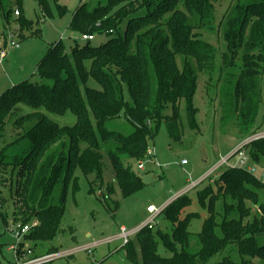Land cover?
Wrapping results in <instances>:
<instances>
[{
	"label": "trees",
	"instance_id": "1",
	"mask_svg": "<svg viewBox=\"0 0 264 264\" xmlns=\"http://www.w3.org/2000/svg\"><path fill=\"white\" fill-rule=\"evenodd\" d=\"M35 1L42 13L51 15L47 0ZM220 1L107 0L105 5L93 10L82 3L72 15L69 30L81 36H92V39L96 35L110 38L98 46L86 41L70 50L65 49L62 42L51 45L34 74L48 83L24 80L0 95V134L6 118L15 113L17 105H25L30 110L15 120L20 133L0 152L2 171L1 165H7L3 158L8 148L24 139L29 143L28 152L20 159L16 155L9 156L14 161L13 166L18 168L13 196L14 222L16 225L37 222L24 236L26 240L47 242L57 235L64 206L52 205L51 195L59 183L65 191L67 184L74 181L73 174L77 170L85 177H94L89 181L90 190L94 184H103L104 174L109 171H112L111 183L117 186L122 198L143 188L141 176L126 162L146 159L167 106L171 107L173 115L165 119L166 129L170 136L173 133L179 137V102L185 100L188 111L193 113L190 102L198 73L213 71L215 51L201 40L204 32L217 30L223 37L225 66L232 65L236 59L242 64L231 94L235 101L233 116L241 136L254 135L260 64L264 61V0L238 2L227 20L215 29L214 5ZM8 2L0 0V18L4 22L0 49L7 46L5 31L8 28L17 31L18 39L22 40L24 29H31V24L17 9L19 0H15L13 7ZM15 11L19 16L10 22ZM59 11L65 12L61 7ZM248 26L250 39L244 44ZM177 57H180V66ZM91 81L99 87H91ZM125 92L129 93V100L124 98ZM67 112L75 117L72 127L59 126L47 116ZM120 116L133 128L128 136L107 131L105 127L107 121ZM244 149L257 162L264 156V140L249 143ZM237 175H241L240 179ZM111 183L106 187V195H102L104 201L114 194ZM252 186L264 188V184L241 168H229L219 175L214 188L199 195L201 201L209 197L212 206L208 211L210 217L203 220L202 232L195 235L201 246L197 254L189 256L185 251L191 233L187 231L190 218L182 222L177 217L186 204L182 195L161 213L174 225L168 240L163 239L165 235L143 228L124 246L127 258L140 264H207L230 244L235 245L239 261L232 262L224 256L216 264H264V244L261 243L264 241V204L258 202V194L249 190ZM237 193L241 194L240 199ZM248 195H254L255 200ZM224 196H230L238 205L235 209L226 206V215L219 220L213 202ZM245 201L256 202L261 216L251 213V206H245ZM225 232L235 236L231 243L225 238ZM159 245L164 252L162 255L158 253Z\"/></svg>",
	"mask_w": 264,
	"mask_h": 264
},
{
	"label": "rangeland",
	"instance_id": "2",
	"mask_svg": "<svg viewBox=\"0 0 264 264\" xmlns=\"http://www.w3.org/2000/svg\"><path fill=\"white\" fill-rule=\"evenodd\" d=\"M47 1L51 7L50 16L38 9L35 0H19L20 6L17 9L22 18L31 24V29H24L25 37L24 40L19 39V49L7 48L5 50L6 59L0 62V95L24 80L48 83L46 79L34 75L40 59L47 54L51 45L58 42L64 43L67 50L76 45L86 44V41L81 40V35L69 30L72 15L82 3L87 9L93 10L98 5H105L107 0ZM242 1L221 0L216 3L214 5V28L218 29L230 16L236 4ZM9 2L10 7H13L15 0H9ZM60 7L65 11L64 13L59 11ZM126 10L128 11V9ZM15 18L11 14L10 22ZM3 25L4 22L0 18V42L3 37ZM109 38L105 35H96L89 43L91 46H98ZM249 39L250 27L248 26L243 36V43L247 44ZM201 40L215 51L213 71L211 74L198 73L196 88L190 102L193 113L188 111L189 105L185 100L179 102L177 111L181 125L179 137L176 138L177 134L173 133L170 136L166 129L165 119L173 115L171 107L167 106L162 112L164 119L160 122L158 131L149 145L152 155H146V159L141 163L139 160L126 162L134 173L141 176L143 188L122 198L117 186L111 183L112 171L104 174L103 184L92 185V190L89 189V181H92L94 177H85L79 170L75 171L73 179L76 186L72 180L63 191L62 185L59 183L51 195L52 205L63 204L64 206L59 232L47 242L34 243L22 238L20 247L23 250L30 249L31 254L29 257L21 258V253V261L50 253L78 250L68 257L46 264H140V262H131L127 258V248L123 247L122 242L117 239L119 229L123 228L127 232L141 229L148 218L146 211L148 206H154L157 209L164 208L166 200L177 195L179 197L184 195L183 199L186 201V204L178 212V220L185 222L190 218L187 231L191 233V236L185 251L189 256L195 255L201 248L199 239L197 240L195 235L202 232L203 220L210 217L208 211L212 206L209 197L203 198L201 201L199 195L205 190L215 187L219 175L225 170H229L226 164L235 165L236 155L234 154L237 150L244 151L246 164L236 168H241L264 184V156H260L255 162L250 158L248 151L244 149V146L249 143L264 140V137L258 138L259 134L264 133V61L260 64L259 106L252 131L254 135L241 136L237 128V121L233 116L235 101L231 94L239 78L242 64L239 59H236L232 65H224L222 56L226 50V43L223 37L217 34V30L202 33ZM179 60L180 57H177L180 66ZM90 86L99 87L92 81ZM124 98L129 100L128 92L124 93ZM28 112L30 110L25 105L19 104L16 106L15 113L6 118L4 130L0 134V152L20 133L14 125L15 120ZM47 116L59 126L72 127L75 124V117L70 112L64 115L47 114ZM91 120L93 131L96 132V124L92 117ZM105 127L107 131L118 132L125 136L133 132L132 126L123 116L107 121ZM65 143L68 145L67 140ZM67 145L64 149L65 154L68 152ZM28 150L27 140L19 141L15 146L8 148L5 153L3 163L7 165H1L3 170H0V264L15 263L9 247L16 243L12 232L16 225L13 196L18 168L13 166L14 161L9 156L16 155L20 159L26 155ZM231 156L233 157L228 163H223L224 159ZM139 164H142V170L137 169ZM239 177L241 175H237V178ZM246 181L249 180L246 178ZM109 183L113 184L114 194L104 201L102 195H106V187ZM192 184L196 185L193 189H191ZM257 187L252 186V189L249 190L258 194V202L264 204V188ZM237 194L240 199L241 194ZM248 198L255 200L254 195H248ZM244 204L251 206L250 212H256L261 216L262 212L256 202L252 204L245 201ZM237 205L230 196H224L213 202V208L217 213L216 217H220L219 220L225 217L226 206H234L235 209ZM229 210L232 212L233 209ZM232 215L235 216V213ZM235 219L237 218L235 217ZM155 223V227L149 230L162 236L165 235L163 239L167 241L174 225L167 221L162 214ZM245 229L247 230V228ZM237 231L239 230L237 229ZM225 234V238L230 243L231 239H235V236L230 232H225ZM263 242L261 243L264 244ZM93 243H96L97 246L92 248L91 254L80 250ZM234 248L235 245L229 244L219 254L214 255L207 264H216L224 256L232 262H238L239 257ZM158 253L164 254L160 245Z\"/></svg>",
	"mask_w": 264,
	"mask_h": 264
},
{
	"label": "built area",
	"instance_id": "3",
	"mask_svg": "<svg viewBox=\"0 0 264 264\" xmlns=\"http://www.w3.org/2000/svg\"><path fill=\"white\" fill-rule=\"evenodd\" d=\"M14 15H15V17L19 16L18 11H15ZM5 36H6L7 46H6L5 49H0V62L6 56L5 50L7 48H18V46H19V44H18L19 43V39H18V32L17 31L15 32V30L8 28L5 31ZM81 40L90 41V40H92V36L82 35L81 36ZM259 137L260 138L264 137V133L259 134L258 138ZM243 152H244L243 150H241V151L237 150L236 154H234V155H236L235 165L226 164L227 167L231 168V169H234L236 167L245 166L246 157L244 156ZM150 155H152V152H150L149 149H148L147 156H150ZM233 156L228 157L227 159H224L223 163H228L229 160ZM137 169L138 170H142L143 169L142 164H139ZM195 186H196L195 184H192L191 189H193ZM164 208L157 209L154 206H148L147 209H146L147 214H148V218H147L144 226L141 229H143V228L152 229L153 227H155V225H156L155 222H156L157 218L161 215V213H162ZM36 225H37V222L35 220H33V221H31V222H29V223H27L25 225H22V224L15 225V229H14V231L12 233H13V237H14L16 243H15V245H11L9 247V250L13 253V257H14V261H15L14 264H46V263H48L50 261H53V260H58V259H62V258L68 257V256L74 254L76 251H78V250H74V251H67V252H64V253H50V254H47V255H44V256H40V257H36V258H28L27 260L21 261V258L23 256L29 257V255L31 254L30 249L23 250L20 247V246H22L21 240ZM141 229H137L135 231L127 232L123 228H120L119 229V233L117 235V239L122 242V245L124 247L129 242L130 238L135 236ZM96 246H97V244L93 243V244H91V245H89L87 247H84V248L80 249V250L87 252V254H91L92 248H94ZM21 253H22V256L20 258Z\"/></svg>",
	"mask_w": 264,
	"mask_h": 264
},
{
	"label": "crops",
	"instance_id": "4",
	"mask_svg": "<svg viewBox=\"0 0 264 264\" xmlns=\"http://www.w3.org/2000/svg\"><path fill=\"white\" fill-rule=\"evenodd\" d=\"M19 48H20V47L18 46V48H15V49H19ZM4 59H6V56H5L2 60H4ZM41 59H42V58H41ZM41 59H40V60H41ZM39 62H40V61H39ZM39 62H38V64H39ZM38 64H37V65H38ZM37 65H36V67H37ZM180 195H181V194H180ZM176 197H179V195H177ZM176 197L174 196V198H171V197H170L169 199H167V200H166L167 202H165V206H167L172 200L176 199Z\"/></svg>",
	"mask_w": 264,
	"mask_h": 264
}]
</instances>
